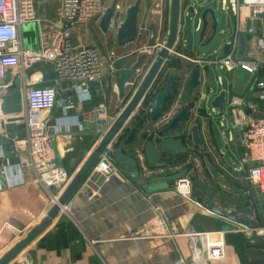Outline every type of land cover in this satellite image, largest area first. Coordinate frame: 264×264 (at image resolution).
<instances>
[{
  "label": "crops",
  "instance_id": "0c3cea01",
  "mask_svg": "<svg viewBox=\"0 0 264 264\" xmlns=\"http://www.w3.org/2000/svg\"><path fill=\"white\" fill-rule=\"evenodd\" d=\"M148 1L151 3L149 11L147 10ZM221 2L222 0H184L182 2L180 29L183 37L178 40L169 59L165 62V69L158 76L159 84L156 93L165 87L170 76L176 78L174 90L166 100V114L162 118L151 121L146 108L140 107L116 140L117 146L123 138L128 137L129 142L124 152L139 159L143 165L145 144L162 138L155 134V130L160 131L181 110L187 109L190 114L189 126L186 133L181 132L189 147L186 159L168 170L147 175L145 180L148 182L165 176L168 174L166 172L170 174L184 169L188 170V177L196 171L199 175V184L195 185L193 191L200 194L201 200L194 203L192 200L184 199L175 193L173 189L175 184L172 185L173 191L154 195L148 199L122 172L115 169L112 174L103 175L94 171L96 164L66 204L67 212L61 215L66 216L70 223L60 222V217L56 218L11 264H164L169 257L174 258L172 261L177 257V263L200 264L204 256L203 234L210 233V227L215 228L213 229L215 231L211 232H215L218 238L222 236L225 241L226 264H264L263 239H258V242L253 245L246 244L238 237V230L219 217L209 215L201 206L202 201L208 199L226 209L254 208L262 220L261 225L264 229V195L258 194L256 189L246 181L244 173L239 170V147L235 142L230 141L234 115L226 111L224 117L218 120V111L211 108L212 100L222 91L228 94L227 104L233 96L255 98L249 92L250 87L238 94L232 92L231 83L229 87H226L225 77L222 75L224 73L226 78H229L233 72L208 65L199 68L193 62L196 57L211 60L216 57L221 58V55L214 53L203 57L195 51L188 50L187 45V34L194 35L197 32L200 27L198 14L209 4L215 5L223 15L224 21L239 27L233 12L223 11ZM39 6L42 11V3ZM114 6H117L115 1L113 5L108 6V9ZM156 6L159 8L156 9ZM192 8H194L193 13L190 12ZM170 10L171 0H156V3L152 0H142L139 10L138 41L126 48H119L116 38V43L112 44L115 45L119 54L113 55L119 57L120 61L129 60V67L139 63L142 56L151 59L153 53H157L165 44ZM116 11H118L117 17L123 14L121 20L125 19L124 13ZM229 11L232 16L226 19L224 13L227 14ZM204 18L206 25L204 43H206L212 36L214 23L210 14ZM151 27L157 31L156 42L152 47L149 45L151 38L149 28ZM87 31L89 28L86 25L75 28L73 30L76 36L75 42L80 45L96 46L104 55H109L107 50L109 48L101 42L98 43V40L85 38L84 43L83 39H80V36ZM246 44L250 58L257 56L256 38L248 36ZM37 47L38 44L32 50ZM196 68L200 70V87L197 89L191 84L192 74ZM114 76L117 74L112 75V78L109 76V79L105 81L104 91H108L110 98L108 107H105L104 98L95 97L94 104L89 110L92 112L87 115L90 122L96 121L93 118L95 114L98 122L108 120L102 135L108 131L128 101L120 99L116 89L111 87L110 82ZM143 78L144 76L140 81ZM218 78L222 79L221 86ZM260 78L264 79V73ZM34 80L39 81V76L34 77ZM129 84L128 86L131 87V83ZM75 107V112L85 108L80 104ZM51 117L57 122L60 121L61 111H52ZM226 122L227 131L225 130ZM194 124L201 128L203 149L194 146L191 142L189 129ZM214 126L217 127L218 139L213 131ZM77 127L58 125L56 126L58 133L54 136L62 159V165H58L56 160L54 165L71 178L67 185L46 187L39 184L36 172L26 165L27 156L23 148L18 152L21 178L17 180L19 170L14 172L12 167L7 168L9 187L0 190V259L49 214L53 208L51 206L53 198H60L98 146L102 136L97 137L95 133H88L89 131L80 133ZM63 129L67 132L61 133L60 130ZM48 131H50L49 128ZM221 135L225 142H221ZM179 136L174 134L169 137L178 138ZM107 155L111 156V153ZM1 168L0 163V171ZM142 168L143 175L145 166L143 165ZM246 234L249 236V232Z\"/></svg>",
  "mask_w": 264,
  "mask_h": 264
},
{
  "label": "built area",
  "instance_id": "2783aa9c",
  "mask_svg": "<svg viewBox=\"0 0 264 264\" xmlns=\"http://www.w3.org/2000/svg\"><path fill=\"white\" fill-rule=\"evenodd\" d=\"M43 1L0 0V140L6 136L4 126L8 119H16L17 124H24L23 137L15 141L16 151L25 150L26 165L36 172L39 184L61 187L67 185L71 178L54 165L47 126L55 109L60 85L63 82L72 84L68 90H77L79 96L91 101L94 99L93 89L97 88L95 84L100 86L109 76L112 78V75L117 74L116 64L120 58L113 54L106 56L96 46L80 45L71 35L75 28L95 20L101 21L109 8V0H56L59 7L58 23L49 29L43 26L37 16V6ZM221 6L223 11L233 12L239 27L244 26L248 36L256 38L257 56L248 62L236 61L233 55L211 60L197 58L193 62L200 68L208 65L228 72L240 68L254 76L249 92L255 99L233 96L226 108L234 115L230 141L239 147V170L244 173L246 181L264 195V79L260 78L264 73V0H222ZM32 25L38 30V47L27 51L23 29ZM36 64L51 70L56 75L55 82L43 84L39 70L33 76H28ZM37 75L39 81L34 80ZM6 76L10 78L8 84L5 82ZM18 80L23 86L22 111L4 115L2 97L16 92L15 82ZM218 83L222 85L221 78H218ZM74 106L70 104L68 109ZM4 153L0 146L1 164L5 159ZM94 171L103 175L112 174L115 166L111 156L107 153L103 155ZM20 172L19 169L17 180L21 178ZM173 189L184 199L192 200L194 191L188 177L176 182ZM58 200V197H54L51 206H55ZM66 212L65 206L62 213ZM238 232L239 235L246 232H249V236L251 234V230ZM259 234H264V229ZM203 240L204 256L200 264L206 261L210 264H226V244L222 236L218 238L216 233L215 237L203 234Z\"/></svg>",
  "mask_w": 264,
  "mask_h": 264
},
{
  "label": "water",
  "instance_id": "95a60500",
  "mask_svg": "<svg viewBox=\"0 0 264 264\" xmlns=\"http://www.w3.org/2000/svg\"><path fill=\"white\" fill-rule=\"evenodd\" d=\"M183 1L184 0H171L170 22L165 44L163 48L157 52L152 66L135 89H133V87H129L128 85H130V81L136 77L135 71L140 68L144 57H142L140 64L132 67H127V61H120L116 64L117 76H114L110 82L111 87L116 89L120 99H128V101L120 115L116 118L104 135H102V132L104 131V128H106L108 120L106 119V121L98 122L96 114L94 115L95 117H93L96 121L90 122L87 118L89 117L87 115L92 112L89 110L92 108L94 103L85 100L82 96H79V92L77 90H68V88L72 87V84L66 82L61 83L60 89L57 92L55 109L56 111H61L62 118L58 122L51 119L47 125L50 129V131H48L50 136V146L57 164L62 165V159L58 150V144L54 138V136L58 133L56 126L62 124L78 126L77 131L80 133L83 131H89L88 133H95L96 136L102 137L91 156L60 196L58 203L53 206L49 214L37 223L22 240L6 252V254L0 259V264H11L51 225L52 221L56 218L60 217V222L70 223V220L66 216H61L62 208L66 206L78 188L89 176L95 165L106 153H111V159L115 169L126 175L129 181L148 199L154 195L165 194L173 191L172 185L187 177L188 171L184 169L170 174L169 172H166L168 174L165 176L149 180L148 182L145 180L147 175H154L157 171L168 170L175 164H180L188 155L189 147L186 145L183 134H181V132L186 133L185 131L189 126L190 114L187 109L181 110L158 134V137L162 138L155 141H149L145 144L143 149V165L145 166L143 175L142 162L124 152V148L128 144L129 138H123L116 146V140L119 135L125 129L131 117L141 107L146 94L156 81L161 68L169 59L171 52L178 43V40L183 37V32L180 29V13ZM141 3L142 0H138L134 6L125 12V19L117 31L119 48H126L127 46L136 43L139 39L138 22ZM149 7L150 2L148 1L147 8L149 9ZM190 12L193 13L194 8H192ZM209 14L211 15L214 23V30L211 38L204 43V38L206 36L204 17ZM115 15L116 11L113 8L106 10L103 15L99 23V28L104 34H107V32L115 25V19L117 17V15ZM198 15L200 19L199 29L194 35L191 33L187 34L188 50L195 51L198 55L203 57L217 53L222 57L233 55L236 61H252L247 50L246 38L248 35L245 33L244 26L236 27L233 23L224 21L223 15L217 10L214 4H209L208 6L202 8ZM29 27H25L23 29V33H25ZM149 32L151 33L149 45L154 46L157 31L155 28L151 27L149 28ZM27 51H30V49L27 48ZM36 70H39L43 84L48 85L55 82L56 75L51 70L42 67L41 64H36V66L28 72V76H33ZM199 79L200 70L195 69L191 78L193 88L197 89L200 87ZM5 82L6 84L10 82L9 76H6ZM175 82V77L170 76L166 81L165 87L153 96L151 104L146 108V112L151 121L162 118L166 114V100L172 94ZM101 86L105 87L106 83L102 82L100 86L99 84H95V87L97 88L93 89L92 94L94 98H104L105 107H108L110 101L109 93L108 91H104ZM22 87V82L18 80L15 82L16 92L2 97L4 115L17 114L22 111ZM12 100H14L13 103H11ZM227 101L228 94L226 91H222L215 96L211 102V108L218 111V120L224 117L227 111ZM70 104H80L86 109L83 108L78 110V112H75V106L72 109H68ZM70 115L72 117H69ZM17 123L18 120L10 118L4 126L6 136L1 139V146L5 152V159L2 162V168L0 171V190L9 187L7 182L9 170H6L7 167H13L14 172H18L17 170L20 169V160L18 158V152L16 151L15 141L23 137L25 126L24 124ZM213 131L218 139L216 126L213 127ZM60 132L65 133L67 130L64 131L63 129L60 130ZM174 134H179L180 136L178 138L169 137ZM189 134L192 144L203 149L200 126L197 124L191 126ZM256 191L258 194H261L258 190ZM200 200V194L193 193L192 201L194 203H198ZM201 206L209 215L219 217L222 221L228 223L234 229H238L240 231L251 230L250 236H247L246 234L238 235V237L246 244L253 245L258 242V239L264 240V234H259L263 231L261 225L262 220L259 218V214L254 208L246 207L240 209H226L218 203L208 199L203 200ZM173 259V257H169L164 264H182L177 263V257H175L174 261H172ZM205 264L210 263L206 261Z\"/></svg>",
  "mask_w": 264,
  "mask_h": 264
},
{
  "label": "rangeland",
  "instance_id": "374dc122",
  "mask_svg": "<svg viewBox=\"0 0 264 264\" xmlns=\"http://www.w3.org/2000/svg\"><path fill=\"white\" fill-rule=\"evenodd\" d=\"M114 1H115V4H117V6H114V9L119 10L120 12H122L124 14H125L126 10H128L129 8L134 6L137 2V0H109V3H107V6L113 5ZM152 2L156 3V0L155 1L152 0ZM39 4H41V3H39ZM39 4L37 6V16L41 20L43 26L46 27L47 29L54 27V25H56L58 23L57 12L59 11V7H58L57 1L56 0H45V1H43L42 2V6H43L42 11L40 10ZM231 14L232 13L230 11L227 14L224 13V17L227 19L228 16L229 17L232 16ZM122 17H123V14L121 16L119 15L115 19V25L107 32V34H104L100 30V28H99L100 20H95V21L90 22L89 24L86 25L89 28V31H87L86 34L81 35L80 39H83L82 40L83 42L85 41L84 40L85 38H88L90 40H98V43L101 42V44H103L105 47L109 48V49H107L109 54H111V55L115 54V56H118L119 53H118V51H116L115 45H113V44L116 43L118 28L121 26V24L124 21V19L121 20ZM188 27H190V23H188ZM28 30L29 31H26L25 33H23V41H24L25 49L27 50V48H29L31 51V48H33L37 45L38 30L36 29L35 25L30 26L28 28ZM71 35H72V38L75 39L76 36H74L73 31H72ZM102 40H104V41H102ZM112 47H113V49H112ZM101 50L103 51L102 48H101ZM222 76L225 77L224 82H225L226 87H229V85L231 83L232 92H234L236 94H238V92H240V91H246L251 86L253 78H254L253 75L242 71L240 68L235 69L233 71V73L230 74L229 78H226L224 73ZM111 116L112 115L110 113L109 117L111 118ZM225 127H226L225 130L227 131L228 130L227 122L225 123ZM97 137H100V136H97ZM221 142H225L222 135H221ZM188 178L191 180L193 188L195 187V185L199 184L198 183L199 175H198V173H196V171L194 173H192L191 175H189ZM209 229H210V231H209L210 233H208V234H211L215 237V232H211V231H215V230H213L215 228L210 227Z\"/></svg>",
  "mask_w": 264,
  "mask_h": 264
},
{
  "label": "flooded vegetation",
  "instance_id": "af4514ba",
  "mask_svg": "<svg viewBox=\"0 0 264 264\" xmlns=\"http://www.w3.org/2000/svg\"><path fill=\"white\" fill-rule=\"evenodd\" d=\"M151 9V3H150V7H149V9L147 8V10L149 11ZM135 44V43H134ZM152 47V46H151ZM160 51V50H159ZM158 52V51H157ZM156 55H157V53L155 52V53H153V56L151 57V59L149 58V57H145V56H142V57H144V60L141 62V60H140V62H141V66H140V68L139 69H137L135 72H136V75H137V78H135L134 77V79L131 81V87H133V89H135L139 84H140V82L142 81H140V79L142 78V76H145L146 75V73L149 71V69H150V67L152 66V64H153V62H154V60H155V58H156ZM127 59V58H126ZM142 59V58H141ZM196 59H197V57H196ZM124 61H129V60H124ZM140 62L139 63H137V64H140ZM129 63V62H128ZM136 64V65H137ZM134 66V65H133ZM127 67H129V65L127 64ZM130 67H132V66H130ZM200 68V67H199ZM199 68H196V69H199ZM165 69V63H164V65H163V67L161 68V70H160V73L163 71ZM159 73V74H160ZM139 75V76H138ZM159 76V75H158ZM176 79V78H175ZM176 83V82H175ZM158 84H159V80H158V77L156 78V81L154 82V84L152 85V87H151V89L148 91V93L146 94V96H145V98H144V100H143V102H142V104H141V107L142 108H147L150 104H151V100H152V98H153V96H154V94L156 93V90H157V87H158ZM128 100V99H127ZM91 102L92 103H94V99L93 100H91ZM54 111H56V109H54ZM53 111V112H54ZM167 126V125H166ZM165 126V127H166ZM164 127V128H165ZM164 128H162V129H160V131L159 130H155V134H159ZM159 131V132H158ZM204 145V144H203ZM187 157V156H186ZM186 159V158H185ZM184 159V160H185ZM183 160V161H184ZM182 161V162H183ZM181 162V163H182ZM187 170V169H186ZM188 171V170H187Z\"/></svg>",
  "mask_w": 264,
  "mask_h": 264
},
{
  "label": "bare ground",
  "instance_id": "6f19581e",
  "mask_svg": "<svg viewBox=\"0 0 264 264\" xmlns=\"http://www.w3.org/2000/svg\"><path fill=\"white\" fill-rule=\"evenodd\" d=\"M191 201V200H190Z\"/></svg>",
  "mask_w": 264,
  "mask_h": 264
}]
</instances>
